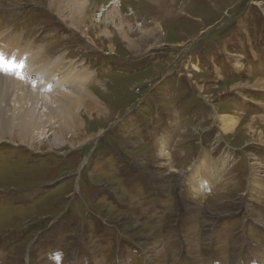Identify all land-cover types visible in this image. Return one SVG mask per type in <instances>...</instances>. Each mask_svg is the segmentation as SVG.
<instances>
[{"label":"rangeland","instance_id":"rangeland-1","mask_svg":"<svg viewBox=\"0 0 264 264\" xmlns=\"http://www.w3.org/2000/svg\"><path fill=\"white\" fill-rule=\"evenodd\" d=\"M113 1L0 0V264H264V0Z\"/></svg>","mask_w":264,"mask_h":264},{"label":"bare ground","instance_id":"bare-ground-1","mask_svg":"<svg viewBox=\"0 0 264 264\" xmlns=\"http://www.w3.org/2000/svg\"><path fill=\"white\" fill-rule=\"evenodd\" d=\"M54 1L55 0H51V2H54ZM72 2H73V4L76 7H82V6H84L86 0H72ZM152 2H153V0H152ZM116 3L118 4L119 1L117 0V1H113L112 2V4H111V6H112L111 8L112 9L110 11L109 10L102 11L103 12V14H102L103 17L106 15L105 13H107L106 20H108L109 18H113V16H111V12H113V11L116 12L117 11L118 7H116V5H117ZM113 7H115V8H113ZM109 16H111V17H109ZM69 17H70V19H68V20H70L72 22L73 26L71 24H70V26H72L73 29L81 28V25H84L83 21L84 20L86 21V18L85 17L78 18L76 15H73V17H71V16H69ZM83 34H85V33H83ZM12 41H13V45H15L17 47L19 42H17L16 39L15 40L13 39ZM16 47H13V49H17V52L15 53L14 56L13 55L6 56L8 53L7 54H4V57L6 56L5 59H6L7 62L4 65V67L2 68L3 70L15 72L17 70V68L18 67H21V66H23L24 68L31 69L38 62V63L41 64V67H45L46 66V67L49 68V71L50 72H52V71H55L56 72V68H53V67H57L58 64H53L52 61L55 59L54 56H52V57L48 58L47 60H45L44 57L43 58H39L40 55H44V54H38V50H34L33 48L30 49V48H20V47H17L16 48ZM46 61H50V63L47 64V65H45V62ZM5 71H2L0 69V91L7 92L9 94H13L14 93L17 96H21V97L30 96V97H34V98H39V96H37L33 92H31L28 89H26L25 88L26 86L24 87L23 85L15 82L13 79L5 76L4 75ZM91 76L92 75H90L89 73L84 72V71L83 72H74V73L72 72L69 76H67V78L69 79L68 85L70 87L77 86V90L78 91H74V92H71V93H67V94H65V96L66 97H72L74 95H78L77 98H76V100L77 101H82V97H83V95H85V98L87 100L86 106H85V108H86L85 110L88 113L95 112L96 114L101 115L103 113V111H104V107H102L103 105H101L98 102H94L92 96L90 94H88L89 91H84V90H86L87 85L92 81L91 80ZM63 78L62 77H58L59 82H62ZM257 82L259 83L261 81L257 80ZM27 85H28V81H27ZM97 85H100V81L97 83ZM85 93H87V94H85ZM58 97H62V96H59V95L58 96H52V99H56ZM5 102H6V107L7 108H11V106H12V98H11V95H8L6 97ZM73 104H76V101H73L72 103H67V105H69L71 108L74 106ZM221 125H222V129H223L224 133L228 135L230 132H232V131L235 130V127H236V125H238V123L234 119H227V120H224L223 121V124H221ZM185 135H187V134H185ZM162 149L163 150H161V155L163 157H168L169 155L167 154L164 146H162ZM206 163H208V162H206ZM200 164H202V163H200ZM255 165L256 164H254V166H253L254 168L252 170L253 171V177H254V179L257 178L256 177L257 175L260 176V174H261V171ZM199 169H201V168L198 166V168H196L197 172L199 171ZM263 182H261V183L264 185ZM192 242H194V241H192ZM194 245H196V244H194ZM147 247H148L147 251H148V254L150 253V256L152 254H154V253H159L158 244L156 242H154L153 239L150 242L149 246H147ZM194 248H193V251L195 250ZM150 256L148 255L147 259ZM172 257H174V259H175V256L174 255ZM175 261H176V259H175ZM98 262L100 263V260H98Z\"/></svg>","mask_w":264,"mask_h":264},{"label":"snow or ice","instance_id":"snow-or-ice-1","mask_svg":"<svg viewBox=\"0 0 264 264\" xmlns=\"http://www.w3.org/2000/svg\"><path fill=\"white\" fill-rule=\"evenodd\" d=\"M6 59L4 57L3 53H0V69H2L4 67V65L6 64Z\"/></svg>","mask_w":264,"mask_h":264},{"label":"crops","instance_id":"crops-1","mask_svg":"<svg viewBox=\"0 0 264 264\" xmlns=\"http://www.w3.org/2000/svg\"><path fill=\"white\" fill-rule=\"evenodd\" d=\"M160 152V151H159Z\"/></svg>","mask_w":264,"mask_h":264}]
</instances>
